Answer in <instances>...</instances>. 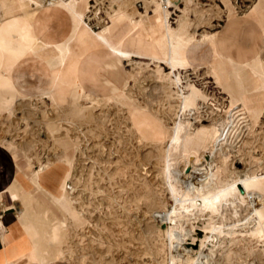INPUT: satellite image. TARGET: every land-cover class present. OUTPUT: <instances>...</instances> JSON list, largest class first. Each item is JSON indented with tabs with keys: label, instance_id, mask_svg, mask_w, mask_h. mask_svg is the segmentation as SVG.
Segmentation results:
<instances>
[{
	"label": "rangeland",
	"instance_id": "374dc122",
	"mask_svg": "<svg viewBox=\"0 0 264 264\" xmlns=\"http://www.w3.org/2000/svg\"><path fill=\"white\" fill-rule=\"evenodd\" d=\"M36 1L40 5L33 3L28 9L38 14L41 5L45 9L54 5L53 0ZM123 1L88 0L85 20L90 30L100 32L113 14L124 10ZM156 1L126 0L131 3L125 7L127 15L138 21L144 18L145 36L156 19ZM256 3L170 0L168 23L175 35L185 36V43L199 45L203 63L220 54L226 71L234 75L238 64L227 61L229 46L217 34L227 19L245 14ZM206 34L210 37L202 39ZM160 36L153 37L161 45ZM214 37L217 42L224 40L223 53L216 54L211 47ZM193 58L186 53L172 68L166 59L130 55L122 59L109 92L92 91L78 100L45 97L37 75L26 76L35 86L27 96L13 100L8 113H0V149L13 155L20 178L27 176L37 197L28 203L16 197L22 215L31 207L37 220H30V225L36 229L40 219L45 225V250L37 229L31 237L35 263L171 264L174 257V264L203 260V264H264V249L244 228L252 223L253 212L242 183L237 184V199L223 198L217 207H205L200 199L231 181V174L264 175V98L251 93L252 78L246 70H240L238 79L233 77L241 78L240 84L233 79L226 85L216 80L208 64L195 69ZM256 60L264 62V53ZM193 91L191 108L182 110L183 97ZM39 170L48 188L33 183ZM51 188L67 190L62 191V202L52 196ZM222 223L236 226L233 241L213 233L214 226ZM168 229L174 233L172 239ZM187 249L190 255L182 256L186 253L180 252Z\"/></svg>",
	"mask_w": 264,
	"mask_h": 264
},
{
	"label": "bare ground",
	"instance_id": "6f19581e",
	"mask_svg": "<svg viewBox=\"0 0 264 264\" xmlns=\"http://www.w3.org/2000/svg\"><path fill=\"white\" fill-rule=\"evenodd\" d=\"M52 2L54 5L49 9H45V4L41 5L43 6V9L41 13L38 14L35 11H30L28 9V7H30L33 3L40 5V3L36 0H0V95L8 98L9 101H13L19 96H27L30 88L35 86L34 83L29 85V82L27 81L28 79H26L27 75H37V86L40 91L43 92L45 97L54 99L57 96H71L78 100L92 91L101 94L109 92L110 81L114 82V80L118 77L117 72L121 69V61L125 57L130 58V55L145 54L150 56L152 59L161 61L166 59L168 64L174 68L176 61L185 59L186 53L192 54L195 57V59L193 58L195 69L200 68L203 64H208V69L214 77H216V80L224 82L226 85L233 81L235 78L234 76H236L237 79L239 75L241 76L240 70H246L252 78L251 93H253L258 99L264 98V62L256 60L254 62L251 61L252 63H237L238 67L234 68V75L226 71L222 60H220V54L215 57L208 58L205 61L206 63H203V60L199 58V56H202L201 53L198 52L200 50L198 49L199 45L197 46L189 42L185 43L183 38L185 37L184 35L182 37V35H175L174 32H172V29L170 28L171 26L168 23L169 16L167 10L170 0L156 1V19H153L151 23H149L152 27L149 30V36H147L148 34L146 32V36L143 34V25L146 23L144 22V18L142 17L138 21L133 15L129 16L124 11L125 7H128L131 4L126 2V0H124L121 4L122 7H124V10L119 11V13L115 15L113 14V16L110 17L109 24L105 25L98 33L91 31L85 20V15H87L86 11L89 10L88 0H53ZM79 6L82 8L78 9ZM246 14L256 19L264 29V0H257V3L249 9ZM232 17L234 16H231L230 18ZM158 34L161 35L160 38L163 40L161 45L157 42V40L155 41V38L153 37ZM209 37L210 36L206 34L202 36V39H208ZM210 43L216 54L221 52L222 49L224 50V40L217 42V39L215 38ZM204 46H206V44ZM227 57V61L231 62L230 50ZM240 79L234 80L235 82L239 81L240 84ZM178 82L179 80L177 79V83ZM123 86L125 87V84H123ZM192 97H196V92L193 91L192 95L189 97H183L182 110L191 108L190 99ZM230 108L232 111L235 110L233 97ZM230 115H232V113ZM219 131L223 132L225 130ZM174 135H177V127L174 130ZM171 140L174 142L175 138L173 137ZM40 170L35 172L34 175L32 174V181L41 189L48 188V186L43 183V176L40 174ZM242 174L244 175L243 172ZM243 175H240L241 178H237L233 177L231 174V181H228L226 185L222 187H216L217 189H214L212 192L208 191V195L205 194V196L200 198L201 203L205 207L214 208L221 204L223 198L229 197L237 199V196L239 195L237 184L238 182L242 183L246 196L250 200L251 211L253 212H251L252 216L250 217L252 223L248 225L244 224L245 227H243L248 231V234L256 240V242L261 244V248L264 249V175L258 176L254 172L248 174L246 173L244 176ZM49 190L54 198L56 197L60 200L62 191L65 190V188L63 190L62 188H51ZM2 196L9 197L8 199L3 200L7 206L16 201V196L14 194H6V196L5 194H2ZM173 198L176 201L178 200L176 199L174 192ZM62 200L60 201L62 202ZM174 213V211L168 212V223L172 221L171 216ZM19 215L22 216L23 219L25 218V215H22L20 212ZM226 226L227 223H222L219 226H214L212 230L213 233H216L220 238L226 237V241L231 242L234 240V236L237 234L238 230H236V226ZM27 230L29 231L30 237H35L36 229L33 224L30 225V222L27 226ZM187 233H185V235ZM173 235L169 230L170 238ZM181 235H183V233ZM177 237L179 238L180 236ZM33 240H35V238ZM177 246L174 247L175 250L177 249ZM172 247V244H170L171 250L173 249ZM180 253H186V255H182L186 257L190 255V251H188V249L183 250ZM200 255H203V253L200 254L199 252V256ZM203 257L205 258L206 256L203 255ZM180 258L181 257H179V259ZM172 260L173 262L171 261V264H174L175 258L172 257ZM204 262L205 261L203 260L201 264Z\"/></svg>",
	"mask_w": 264,
	"mask_h": 264
},
{
	"label": "crops",
	"instance_id": "0c3cea01",
	"mask_svg": "<svg viewBox=\"0 0 264 264\" xmlns=\"http://www.w3.org/2000/svg\"><path fill=\"white\" fill-rule=\"evenodd\" d=\"M219 36L227 42L230 58L235 63H252L264 53V31L253 17L246 13L227 19L218 31ZM252 61V62H251ZM12 107V101L0 95V113L7 112ZM9 151L0 149V220L3 231L0 233V264H39L33 261L34 242L27 230L30 220L35 222L31 207H27L25 219L19 215L22 208L20 201L5 205L2 194H14L21 201L37 198L27 176L20 178L18 165ZM31 186V187H29ZM36 229L41 249L45 250V225L38 221ZM60 260L49 261L46 264H60ZM52 262V263H51ZM45 264V262H43Z\"/></svg>",
	"mask_w": 264,
	"mask_h": 264
},
{
	"label": "built area",
	"instance_id": "2783aa9c",
	"mask_svg": "<svg viewBox=\"0 0 264 264\" xmlns=\"http://www.w3.org/2000/svg\"><path fill=\"white\" fill-rule=\"evenodd\" d=\"M2 231H3V224H2V222L0 220V233H2Z\"/></svg>",
	"mask_w": 264,
	"mask_h": 264
}]
</instances>
